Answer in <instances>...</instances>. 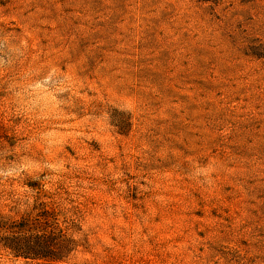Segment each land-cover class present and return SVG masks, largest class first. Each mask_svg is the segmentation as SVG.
Masks as SVG:
<instances>
[{"label": "rangeland", "instance_id": "obj_1", "mask_svg": "<svg viewBox=\"0 0 264 264\" xmlns=\"http://www.w3.org/2000/svg\"><path fill=\"white\" fill-rule=\"evenodd\" d=\"M255 53L264 0H0V264H264Z\"/></svg>", "mask_w": 264, "mask_h": 264}, {"label": "trees", "instance_id": "obj_2", "mask_svg": "<svg viewBox=\"0 0 264 264\" xmlns=\"http://www.w3.org/2000/svg\"><path fill=\"white\" fill-rule=\"evenodd\" d=\"M255 57L264 58L261 53H255ZM34 230L30 229L27 234H18L17 231L11 233L3 231L4 234L2 233L1 236L3 247L8 249L14 256L25 259L56 260L67 255L71 250L68 240H59L61 236H64L61 230L59 231L60 237H55L53 234H44L43 232L37 233Z\"/></svg>", "mask_w": 264, "mask_h": 264}]
</instances>
